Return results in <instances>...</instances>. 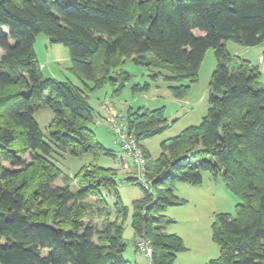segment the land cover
Wrapping results in <instances>:
<instances>
[{
    "label": "trees",
    "instance_id": "trees-1",
    "mask_svg": "<svg viewBox=\"0 0 264 264\" xmlns=\"http://www.w3.org/2000/svg\"><path fill=\"white\" fill-rule=\"evenodd\" d=\"M40 33L69 48L81 85L44 76L34 48ZM228 42H264V0H0L1 263L129 264L125 227L119 216L110 218L104 195L114 192L118 212L126 211L117 169L97 162L115 151L96 137L102 114L91 94L108 84L112 97L120 95L132 79L122 67L131 59L177 82L169 88L183 98L213 48L207 114L164 139L156 159L143 141L170 126L164 107L113 113L123 114L147 160V184L135 169L125 178L143 191L133 201L131 225L136 246L141 237L151 240L152 264H176L187 246L166 231L174 220L164 210L183 202L177 182L198 184L209 172L240 201L234 213H216L212 237L220 253L208 264H264L263 73L230 52ZM150 87L134 83L132 91ZM43 104L54 111L47 133L35 118ZM86 154L91 162L72 175L58 163Z\"/></svg>",
    "mask_w": 264,
    "mask_h": 264
},
{
    "label": "rangeland",
    "instance_id": "rangeland-1",
    "mask_svg": "<svg viewBox=\"0 0 264 264\" xmlns=\"http://www.w3.org/2000/svg\"><path fill=\"white\" fill-rule=\"evenodd\" d=\"M5 30L8 31V28ZM34 48L44 76L59 80L69 79L77 84H82L77 74L71 69L70 50L66 45L52 43L45 33H40L36 37ZM216 66L215 51L213 48H209L202 61L198 81L191 85L186 96L178 98L169 88L170 85H175L177 82L155 77L153 76L155 68L152 65L138 64L129 59L122 67L132 73V79L120 95L112 97V87L108 84L91 94V103L102 114V117L94 125L96 137L107 148L115 151L114 155L101 156L97 162L102 166L117 169L118 189L123 200V205H119L125 206L126 211L118 212L116 204L118 199L114 192L104 191V195L107 199L106 206L110 218L119 216L125 227L124 237L127 247L124 257L129 261V264H152L151 259L137 249L136 234L131 225L133 201L142 197L143 191L139 184L125 179L131 174H136L134 173L135 165L130 162L125 168L122 164L120 146L115 143L114 133L104 116L107 112L110 113V110L107 111L105 107L111 103L112 113L116 112L113 109H117L115 104L125 111L129 106L150 109L164 107L170 126L164 133L143 141L144 147L150 153V158L154 160L161 153V142L164 139L179 134L191 125L200 124L207 114L209 83ZM147 81L151 83L148 90L138 94L133 93L132 85L134 83L144 84ZM35 118L47 133L48 125L54 118V111L43 104L35 112ZM91 160L92 156L89 154L79 157L66 155L60 157L58 163L65 173L72 175L83 164L89 163ZM61 182L58 179L56 184H61ZM175 193L183 202L169 205L164 210V214L174 220L166 225V231L181 236L187 246L186 250L178 254L175 262L176 264H208L211 258L217 257L220 253V247L212 237V223L215 215L224 211L234 213L240 199L227 188L222 177L214 178L209 172L204 173L203 182L198 184L177 182ZM0 264H2L1 261Z\"/></svg>",
    "mask_w": 264,
    "mask_h": 264
},
{
    "label": "built area",
    "instance_id": "built-area-1",
    "mask_svg": "<svg viewBox=\"0 0 264 264\" xmlns=\"http://www.w3.org/2000/svg\"><path fill=\"white\" fill-rule=\"evenodd\" d=\"M260 61L264 62V55L261 56ZM105 108L107 111L110 110V113H106V120L111 125V128L115 134V141L120 144L122 149V164L125 168H127L129 163L132 162L135 165L134 168L137 172V175L140 177V180L144 184H147V178L145 175L147 160L143 150L139 147L135 137L130 134L123 114L115 115L111 113L110 103H108L107 107ZM137 247L139 251L144 253L149 258L152 256L153 248L149 238L141 237L137 241Z\"/></svg>",
    "mask_w": 264,
    "mask_h": 264
},
{
    "label": "crops",
    "instance_id": "crops-1",
    "mask_svg": "<svg viewBox=\"0 0 264 264\" xmlns=\"http://www.w3.org/2000/svg\"><path fill=\"white\" fill-rule=\"evenodd\" d=\"M227 47L233 54L248 58L252 63L259 65L263 73L262 79H264V63H261L259 60L260 57L264 55V42L251 47L242 46L235 42H228ZM115 106L117 108H113L115 111H124V109H121L118 105L115 104Z\"/></svg>",
    "mask_w": 264,
    "mask_h": 264
}]
</instances>
